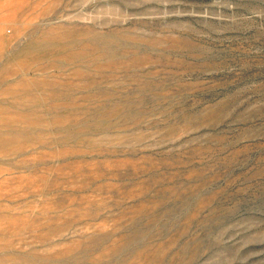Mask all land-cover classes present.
Listing matches in <instances>:
<instances>
[{"label":"rangeland","instance_id":"374dc122","mask_svg":"<svg viewBox=\"0 0 264 264\" xmlns=\"http://www.w3.org/2000/svg\"><path fill=\"white\" fill-rule=\"evenodd\" d=\"M0 264H264V0H0Z\"/></svg>","mask_w":264,"mask_h":264}]
</instances>
